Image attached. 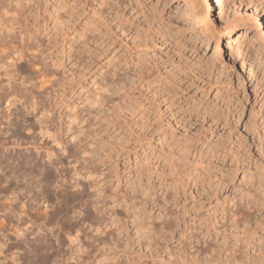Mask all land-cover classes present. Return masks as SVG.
Segmentation results:
<instances>
[{
    "label": "rangeland",
    "instance_id": "374dc122",
    "mask_svg": "<svg viewBox=\"0 0 264 264\" xmlns=\"http://www.w3.org/2000/svg\"><path fill=\"white\" fill-rule=\"evenodd\" d=\"M141 1L0 0V264H264V0Z\"/></svg>",
    "mask_w": 264,
    "mask_h": 264
},
{
    "label": "bare ground",
    "instance_id": "6f19581e",
    "mask_svg": "<svg viewBox=\"0 0 264 264\" xmlns=\"http://www.w3.org/2000/svg\"><path fill=\"white\" fill-rule=\"evenodd\" d=\"M112 1L113 0H106V2L108 3V5L110 6L111 5V3H112ZM118 2H119V4H120V8L121 9H123V8H125L126 7V5H127V3H132L133 1L134 2H142L141 0H117ZM190 1V0H189ZM206 3H208V1L209 0H204ZM191 2H194V0L192 1L191 0ZM210 5V4H209ZM14 22H16V20L14 21ZM6 37H7V35H3L2 36V38H1V40H3V41H5L6 40ZM20 53V47H14V49H11V50H5L4 51V56L6 57V61H5V63H4V65H5V67H6V71L4 72V74L6 75H8V79H11L12 77H13V75H14V71L13 70H11L10 69V67L14 64V59H13V57H12V55L11 54H13V53ZM15 57V56H14ZM19 57H21V53L20 54H17L16 55V59H18ZM10 71H11V73H10ZM13 94V93H12ZM1 96H0V101H1V99L2 100H5L6 102H8V98H9V96L11 95V92L9 91V92H2L1 94H0ZM11 96H13V95H11ZM13 102V101H12ZM10 104H13V103H10ZM7 117V116H6ZM1 120V119H0ZM7 120V119H6ZM5 122H7V121H5ZM1 134V133H0ZM1 138V137H0ZM2 143V142H1ZM3 145V144H2ZM2 159V158H1ZM15 168V167H14ZM16 187V186H15ZM29 194V193H28ZM12 208V207H11ZM23 232V231H22Z\"/></svg>",
    "mask_w": 264,
    "mask_h": 264
}]
</instances>
